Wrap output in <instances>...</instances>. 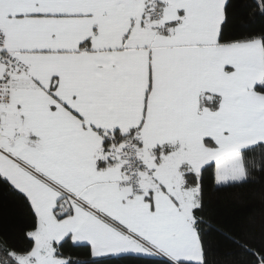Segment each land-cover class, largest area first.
<instances>
[{
    "label": "snow or ice",
    "instance_id": "1",
    "mask_svg": "<svg viewBox=\"0 0 264 264\" xmlns=\"http://www.w3.org/2000/svg\"><path fill=\"white\" fill-rule=\"evenodd\" d=\"M240 7L0 0V208L25 217L0 264H264V26ZM254 186L218 218L209 193Z\"/></svg>",
    "mask_w": 264,
    "mask_h": 264
},
{
    "label": "trees",
    "instance_id": "2",
    "mask_svg": "<svg viewBox=\"0 0 264 264\" xmlns=\"http://www.w3.org/2000/svg\"><path fill=\"white\" fill-rule=\"evenodd\" d=\"M245 0H238L241 7L238 11L241 14V19L238 24L242 28L264 26V21L249 22L243 18L242 5ZM259 186L249 187L246 189L230 190L220 193H209L211 206L217 213L218 218L223 222H235L243 219V217L251 210L253 206L259 203ZM25 224V217L18 214L16 210L8 205L6 208H0V228L6 229L10 236L19 240L21 230ZM220 252L226 257L227 250L220 247Z\"/></svg>",
    "mask_w": 264,
    "mask_h": 264
}]
</instances>
